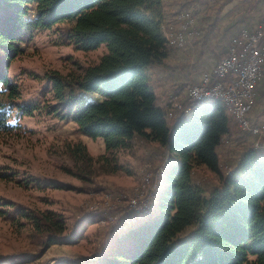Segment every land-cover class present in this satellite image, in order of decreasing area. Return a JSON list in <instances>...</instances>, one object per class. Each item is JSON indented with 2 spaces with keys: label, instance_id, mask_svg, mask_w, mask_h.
<instances>
[{
  "label": "trees",
  "instance_id": "1",
  "mask_svg": "<svg viewBox=\"0 0 264 264\" xmlns=\"http://www.w3.org/2000/svg\"><path fill=\"white\" fill-rule=\"evenodd\" d=\"M222 1L214 12L207 0L201 1L207 4L197 16L199 33L191 44L173 46L164 35V26L173 21L164 0H0V132L14 128L9 122L13 108L21 116L44 109L61 120L73 121L84 135L101 137L105 152L96 157L98 162L107 155L115 161L116 152L130 148L136 138L155 140L177 158L162 166L150 213L110 240L107 264H264V151L253 146L251 134L238 126L223 101L191 103L187 93L201 76L202 59L209 53L214 30L226 26L223 57L241 28L262 21L252 24L233 19L240 12L260 8L264 0ZM226 2L231 6L223 11ZM61 23L67 24L60 31L63 42L82 50L104 44L105 52L79 71L46 72L53 101L43 105L18 102V84L8 75L11 59L23 51L35 32ZM151 68L174 85L172 94L183 103V111L177 112L171 104L167 112L157 102L148 72ZM85 91L95 98L88 100ZM223 138L233 152L238 150L234 167L226 175L217 150ZM68 152L75 162L89 165L93 160L80 141L70 144ZM199 166L214 172L219 183L206 186L195 181ZM0 178L11 179L8 173H0ZM29 179L24 186L63 185ZM0 216L19 226L31 225L39 253L0 261L26 264L52 244L77 242L84 234L82 222L93 223L103 215L86 214L69 235L65 234L64 215L51 209L0 199ZM190 225L194 226L192 233L179 238Z\"/></svg>",
  "mask_w": 264,
  "mask_h": 264
},
{
  "label": "rangeland",
  "instance_id": "2",
  "mask_svg": "<svg viewBox=\"0 0 264 264\" xmlns=\"http://www.w3.org/2000/svg\"><path fill=\"white\" fill-rule=\"evenodd\" d=\"M201 1L203 0H164V6L169 18H173L178 11L194 10L196 24L197 16L207 4ZM207 2L212 12L223 4L222 0ZM224 4L223 11L231 6L230 2ZM246 13L261 20L264 7ZM168 25H173V21ZM66 28L67 24L61 23L35 32L23 45V51L11 59L8 75L18 84V102L37 101L43 105L47 100L53 101L46 72L58 70L67 74L79 71L80 67L97 62L105 52L104 44L96 49L82 50L71 42H63L60 31ZM164 35L169 45H172L171 40L180 39L179 27L170 26L168 34L165 25ZM148 72L157 102L167 112L171 109V104L177 112L183 111V107L179 108L177 97L173 96L174 92L172 94L174 85L171 81L161 79L157 68H151ZM197 83H204V75L199 76ZM85 96L88 100L95 98L86 91ZM229 111L238 121V111ZM190 113L191 111L187 115ZM9 122L15 125L11 132H0V173L10 174L11 179L0 178V199L12 200L28 208L51 209L62 213L66 220L67 235L72 233L86 214L93 212L103 215L93 223L82 222L85 225L84 234L77 242L52 244L39 257L26 264H107L105 258L109 257L110 240L116 239L124 229L150 213L154 207L152 198L160 187L162 166L169 165L168 162H176L177 159L159 146L157 141L136 138L130 148L116 152L115 161L108 159L110 157L106 154L108 158L104 157L98 162L96 157L105 152L101 137L84 135L76 129L73 121L61 120L45 113L44 109L34 111L32 115L21 116L13 108ZM251 139L254 147L259 143V147L255 148L262 147L264 150L262 138L251 135ZM78 141L84 143L93 156L89 165L75 162L68 152V146ZM217 150L220 168L223 174H229L234 167L238 150L233 152L226 138H223ZM116 163L120 164L118 168ZM35 177L44 184L51 180L63 185H48L44 188H36L32 184L24 186L25 180ZM194 179L206 186L219 183L215 173L205 166L195 168ZM132 200L138 206L134 207ZM23 224L19 226L0 216V261L18 255L39 253L40 246L32 238L31 225L28 222ZM193 229V225L188 226L179 238L185 235L188 237Z\"/></svg>",
  "mask_w": 264,
  "mask_h": 264
},
{
  "label": "built area",
  "instance_id": "3",
  "mask_svg": "<svg viewBox=\"0 0 264 264\" xmlns=\"http://www.w3.org/2000/svg\"><path fill=\"white\" fill-rule=\"evenodd\" d=\"M261 20L255 26L241 28L239 38L233 39L234 44L229 53L219 58L209 70H203L200 74L204 75V83H193L188 87L187 93L191 103L207 95L235 97L239 113L236 123L264 141V123L250 121L246 113V106L256 98V87L264 69V16ZM170 26H178L180 30V39L171 40L173 46L191 43V39L199 33L194 10L176 12L173 25H166L169 34ZM181 107L183 103L179 102V108ZM255 147H259V143ZM132 203L134 207L138 206L135 200Z\"/></svg>",
  "mask_w": 264,
  "mask_h": 264
},
{
  "label": "crops",
  "instance_id": "4",
  "mask_svg": "<svg viewBox=\"0 0 264 264\" xmlns=\"http://www.w3.org/2000/svg\"><path fill=\"white\" fill-rule=\"evenodd\" d=\"M262 6L264 7V4ZM251 15L249 16L248 13L241 12L240 14H237L233 20L235 21L238 19H244L245 22L255 24L260 18L258 19L257 16L253 15V17ZM224 28H226V26H223L220 30H214L211 33L209 53L202 59L201 72L203 70H209L210 68H212L216 61L221 57V53L225 50V47L227 45V37H225L222 33ZM246 110L247 115L252 119V121L264 123V69L263 74L260 77L256 87L255 101L251 105H247Z\"/></svg>",
  "mask_w": 264,
  "mask_h": 264
},
{
  "label": "bare ground",
  "instance_id": "5",
  "mask_svg": "<svg viewBox=\"0 0 264 264\" xmlns=\"http://www.w3.org/2000/svg\"><path fill=\"white\" fill-rule=\"evenodd\" d=\"M168 32V31H167ZM169 34V33H168ZM176 39V38H175ZM221 58V57H220ZM201 75V74H200ZM215 99H218V100H221L223 101L226 106L230 109H235V111H238V106H237V102H236V98L235 97H226L224 95H207L206 97L198 100V101H194L195 102H198V103H203V102H207V101H211V100H215ZM255 101V100H254ZM182 108V107H181ZM190 109V108H189ZM186 113V112H185ZM246 113H247V110H246ZM239 115V114H238ZM237 117V116H236ZM239 119V118H238ZM241 128V127H240ZM242 129V128H241ZM245 131V130H244ZM247 132V131H246ZM249 133V132H248ZM264 143V141L262 142Z\"/></svg>",
  "mask_w": 264,
  "mask_h": 264
}]
</instances>
